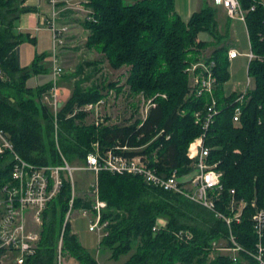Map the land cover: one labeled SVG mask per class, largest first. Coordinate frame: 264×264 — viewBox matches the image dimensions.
Returning <instances> with one entry per match:
<instances>
[{
  "label": "trees",
  "instance_id": "obj_1",
  "mask_svg": "<svg viewBox=\"0 0 264 264\" xmlns=\"http://www.w3.org/2000/svg\"><path fill=\"white\" fill-rule=\"evenodd\" d=\"M26 1L0 0V68L4 73L0 79V129L9 134L18 154L36 165L63 164L62 155L71 164H85L94 143H99L102 152L142 156L161 174L177 170L184 176L193 172V161L187 156L189 145L205 135L209 163L216 165L223 179L216 210L233 217L229 210L232 198L247 203L241 221H234L231 230L246 251H255L259 238L253 215L264 208V0H237L256 57L247 69L254 86L241 101L243 93L226 90L231 64V47L226 41L232 19L228 18L222 33L216 5H206L184 21L176 10V0H90L96 22L84 25L90 32L86 47L102 58L83 62L73 75H63L61 81H76L59 113L57 129L48 106L38 103L51 82L37 88L28 86L33 76L48 72L41 64L44 54L36 56L29 67L20 64L18 48L31 40L28 33L18 30V21L21 15L36 11L23 6ZM203 32L212 36L210 42L198 40ZM213 46L214 51L204 58L205 50ZM103 60L115 70L128 68L119 93L128 87L132 96L143 93L155 99L156 106L144 120L96 125L85 123L86 112L74 114L104 96V83L86 87L91 76L83 78L86 68L96 69ZM201 60L215 62L216 113L207 129L203 121L212 97L189 95L187 69ZM237 107L242 115L235 122ZM197 113H201L199 122ZM11 171V157L0 154V191L11 180ZM97 180L99 199L107 204L102 223L108 222L99 247L110 253V259L128 256L124 264H257L246 251L237 262L215 252L214 243L227 241L229 226L184 194L165 191L129 174L101 171ZM71 198L72 184L65 180L44 212L38 252L26 264H58L61 239L63 254L68 252L80 264H99L72 232L71 223H66ZM76 208L91 209L92 203L78 197L73 204ZM160 220L167 223L154 230ZM180 231L191 232L192 239L179 238ZM261 243L264 247V234Z\"/></svg>",
  "mask_w": 264,
  "mask_h": 264
},
{
  "label": "built area",
  "instance_id": "obj_2",
  "mask_svg": "<svg viewBox=\"0 0 264 264\" xmlns=\"http://www.w3.org/2000/svg\"><path fill=\"white\" fill-rule=\"evenodd\" d=\"M46 1L48 3V15L43 18V24L51 34L53 69L52 86L42 96V100L50 109L57 129L59 113L63 108V104L66 103L61 98L60 83L64 75V69L60 60V50L66 45L67 37L71 33L70 26L62 23L63 14L73 10L76 13H80L85 22H96V17L94 10L91 8L90 0ZM214 4L216 6L224 4L232 18H234L235 12L239 10L237 0H214ZM81 12L84 13L82 14ZM239 19L244 23L242 12ZM239 54L236 49H230L229 60H234ZM246 56L249 61L256 58L251 50ZM214 67V61L206 64L201 60L187 69L190 76L189 95L195 97L210 95L212 97V105L208 108V114L203 121L205 129L212 124L213 115L216 113L214 110L216 99L213 96L216 86ZM2 78H4V73L0 68V79ZM250 85L251 80L249 79L247 86L250 87ZM249 87L241 92L243 95L240 97V101L245 97ZM162 97L165 98L166 96L162 95ZM139 98L145 106L146 118L149 110L156 106L155 99H148L143 93L139 94ZM97 105L99 104H87L77 109L74 114L80 111L91 113V110ZM241 115L242 109L237 107L234 121L238 122ZM196 117L197 122L201 121V113H197ZM103 122L104 120L98 118L94 124L101 125ZM204 138L205 135L196 138L188 149L187 156L193 161V172L184 176H181L177 170L172 171L168 175L161 174L156 168L150 167L146 158L142 156L128 158L118 154L115 150L102 152L99 143H94V151L87 156L86 163L81 166L82 171L93 173L96 177L95 184H93L95 187V190H93L95 202L92 204L91 209L82 208V216L89 218V231L97 233L101 239L106 235V227L108 226V222L102 223V211L107 204L99 199L97 182L99 173L108 171L113 174L135 175L142 177L149 185L165 191L184 194L190 200L213 211L230 228L227 241L214 243L213 250L223 256L231 257L234 262L241 260L246 250L237 242L232 233L231 225L234 221H241L242 212L247 203L244 201L238 202L235 198H232L229 210L234 214L233 217L216 210V203L219 200L220 192L223 190L222 173L216 170V165L209 163L210 149L205 146ZM167 139H170V136H167ZM58 149H60L59 145ZM117 150L127 151L130 149L118 147ZM0 154H8L12 162L11 180L0 191V261L7 253H11L14 257V264H26V261L38 252L44 225V212L49 203L60 193L65 180H69L72 184L71 208L67 215L66 223L71 221L73 204L76 199L74 186L76 168L63 155V164L60 165H36L24 160L15 150L9 134L2 129H0ZM231 193L234 194L235 191L232 190ZM253 206H256L255 201ZM253 220L259 241L255 251L246 252L257 264H264V247L261 243L264 234V208L256 210ZM165 224L159 221L154 230ZM177 236L187 240L193 237L191 232L186 231H180ZM62 247L63 240L61 239L57 250L58 264H64Z\"/></svg>",
  "mask_w": 264,
  "mask_h": 264
},
{
  "label": "rangeland",
  "instance_id": "obj_3",
  "mask_svg": "<svg viewBox=\"0 0 264 264\" xmlns=\"http://www.w3.org/2000/svg\"><path fill=\"white\" fill-rule=\"evenodd\" d=\"M219 7L221 12L219 18L220 31L225 33L227 19L231 18L232 28L229 33V39H227L226 43L240 53L236 59L231 61L230 80L226 84V88H235L238 90L236 91L237 93H241L249 87L247 86L249 79L251 80L250 87L252 88L254 86L253 79L251 77L248 78L247 74L249 59L246 54L250 53L247 30L245 24L239 19L241 15L240 10H237L234 14V18H232L229 14L228 8L224 4ZM81 13L83 14L84 12ZM63 15L62 23L70 26L71 33L67 37L66 45L60 50V60L64 69V75L69 76L73 75L78 66L83 62L97 61L102 58V55L94 50L87 49L86 42L90 32L85 28L84 25L86 22L83 20L81 14L70 10ZM199 37L204 41L212 40V36L206 32L200 33ZM30 43H23L21 46L22 64L24 66H31L36 56L44 54L41 64L47 69H51L52 74L53 56L51 38L48 46L47 43L43 44L45 47L39 44L34 46L32 42ZM214 49V46L206 49L204 58L211 55ZM127 71V67H123L119 70L111 68L106 60H103V63H101V65L96 69L93 67L86 68L83 78L91 76V79L84 83L86 87H90L92 84L97 85L100 83H104L107 87V89L103 91L104 96L98 102L94 103L99 105H97V107L95 106L91 110V113H86V124H94L98 118L104 120L103 124L105 125H127L135 123L136 120L142 121L145 119V106L139 98V95H130L128 87H124L122 92H118V88H121L126 83ZM75 81V79L70 82L61 81L62 101L67 102L66 99L70 98ZM33 83L34 81H32L31 86H33ZM63 83L64 86H62ZM38 103L42 106H47L44 104L42 99L39 100ZM65 104H63V107ZM71 165L76 168V171L74 172L76 198H83L93 204L95 202V196L93 195V184H95L96 179L95 175L81 170V166H83L84 163ZM82 212V208L73 209L70 218L72 232L76 234L80 243L97 259L99 264H124L128 256H122L118 260L110 259V253L99 247L100 238L97 233L89 231V218L83 217ZM160 221L167 223L165 220ZM63 263L80 264L73 257H71L68 252H64ZM0 264H14L13 255L11 253H7L2 261H0Z\"/></svg>",
  "mask_w": 264,
  "mask_h": 264
},
{
  "label": "crops",
  "instance_id": "obj_4",
  "mask_svg": "<svg viewBox=\"0 0 264 264\" xmlns=\"http://www.w3.org/2000/svg\"><path fill=\"white\" fill-rule=\"evenodd\" d=\"M206 5L215 6L214 0H176V10L184 21H188L194 13L198 12L202 7ZM23 6L33 7L36 9V11L21 15L18 21V30L28 33L30 35V40H31L30 42H32L34 46H37V44L43 45L44 43H47V46H48L49 40L51 38V34L43 24V18L48 15L47 1L46 0H27ZM215 7L218 9V21H219V18L221 15L220 7L219 6H215ZM231 28H232V21H231ZM231 28H230V31H231ZM198 40L204 41L200 37L198 38ZM206 41L210 42V40H206ZM30 42L26 41L24 43H30ZM22 44L18 48L20 64L22 67H29L28 65L24 66L22 64V50H21ZM43 47L45 46L43 45ZM231 49H234V48H231ZM47 70H49L47 73L33 76L28 81V86L31 88H37V87L50 83L51 78H52L51 69H47ZM32 81H34L33 86H31ZM62 86H64V83L62 84ZM226 90L227 91L231 90L229 92L238 91L235 88H232V89L226 88ZM66 100L68 101L69 98Z\"/></svg>",
  "mask_w": 264,
  "mask_h": 264
},
{
  "label": "bare ground",
  "instance_id": "obj_5",
  "mask_svg": "<svg viewBox=\"0 0 264 264\" xmlns=\"http://www.w3.org/2000/svg\"><path fill=\"white\" fill-rule=\"evenodd\" d=\"M223 180V179H222Z\"/></svg>",
  "mask_w": 264,
  "mask_h": 264
}]
</instances>
